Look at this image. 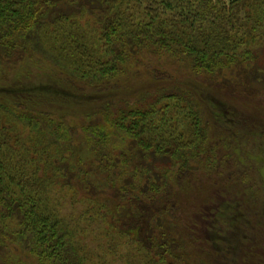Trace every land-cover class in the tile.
Here are the masks:
<instances>
[{"label":"trees","instance_id":"trees-1","mask_svg":"<svg viewBox=\"0 0 264 264\" xmlns=\"http://www.w3.org/2000/svg\"><path fill=\"white\" fill-rule=\"evenodd\" d=\"M85 17L89 31L78 22ZM33 54L70 76L51 75V84L33 90L11 87V74ZM144 54L186 64L225 133L210 138L198 94L165 87L160 69L143 73L150 86L134 102L114 99L134 88L119 81L141 83L142 73L130 71ZM262 91L264 0H0V264H28L12 247L32 264H110L91 250L107 243L116 255L133 250L142 258L131 264H193L186 253L208 241L187 234L186 245L172 236L175 190L192 182L195 164L232 181L253 164L256 146L264 166V130L226 108H248ZM69 106L86 107L78 143L60 111ZM152 161L160 174L151 175ZM69 190L71 212L63 214ZM222 199L212 213L224 232L213 228L207 240L224 241L228 258L256 257L251 250H264V239L240 221V204ZM260 208L252 213L264 214V202ZM235 230L244 240L232 249ZM95 232L110 238L97 243Z\"/></svg>","mask_w":264,"mask_h":264},{"label":"rangeland","instance_id":"rangeland-1","mask_svg":"<svg viewBox=\"0 0 264 264\" xmlns=\"http://www.w3.org/2000/svg\"><path fill=\"white\" fill-rule=\"evenodd\" d=\"M79 24L83 30H88L92 27L91 20L88 17L80 18ZM146 55V54H144ZM150 59V61H146ZM141 62H139L136 67L133 69L132 72H139L142 73L143 77L140 79V84H133L131 80L127 79L121 80L118 82V84L123 85V87L128 85L134 86L131 90H125L121 92L120 90L113 92L112 95L114 99L119 98H125L132 102H134L139 96H140V90L144 88H149L150 82L147 81V74L146 70H156L160 69L163 70V72H167L169 80L167 83H165V87L169 84H176L177 86L182 87L183 89H188L195 91L196 94H198V103L199 110L201 111L202 116V123L204 125V122L206 119H210V126L211 131L208 132V135L210 138L213 139V137L217 138L223 135L224 128L221 127L220 121L218 120L216 122V119H213V113L214 112L211 109V113L209 112V102L211 101V96L208 95H201L199 93V88L196 85H199L194 80V75L190 73V71L187 69L185 65L180 66L175 62H170L171 60L161 59L159 60L156 57H152L150 55H146L144 58L140 59ZM25 69L22 70L21 67L18 69V75L11 74V78L14 77L17 79L16 83H14L11 87L18 85H24L28 84V88L25 90H33L41 85H47L51 84V80L49 77L56 76L59 77V75H63V77L70 76L67 71L61 70L59 67L54 66L53 63L47 61L43 57L39 55H30L28 57L27 62H25L22 65ZM15 75V76H14ZM232 75H229L228 78H231ZM10 78V79H11ZM75 82L77 86H82V83L75 77ZM18 85L17 87H19ZM131 86V87H132ZM196 86V88H195ZM139 94V95H138ZM104 98H106L104 96ZM256 99V97H254ZM261 98V100H259ZM256 103H244V105L248 108L242 107L240 105H234L239 108H233L228 107L230 113L235 112V116L239 118H242V121H245L244 123L255 124V128L257 129V132L261 129L264 130V108H261L264 106V92L257 97ZM262 103V105L260 104ZM260 106V107H258ZM53 108L58 109L59 105L57 103L53 106ZM77 108V109H76ZM60 107V111L62 114H66V121L71 127H75L77 129V132L74 134V138L77 140V143L79 140L77 139L78 136L84 135L81 131L82 127L84 126V111L86 110V107ZM245 111H243L242 109ZM248 112V121L244 120V115ZM71 113V114H70ZM233 114V113H232ZM231 116V115H230ZM213 119V121L211 120ZM206 124V123H205ZM208 125V124H207ZM240 125V124H239ZM225 133V131H224ZM259 133V132H258ZM256 133V134H258ZM76 143V142H75ZM254 149V147H253ZM257 146L254 149V154L249 153L248 157L255 159V161H251L252 165H249L245 172L240 171L243 173L242 177L240 176V172L233 178L232 181H228L225 179V173H220L221 177H217V171L213 169V171L209 172L208 170L204 169L203 166H199V164H195L197 167H200V169L193 172L192 182L186 183L184 186L179 187L175 190V202L176 207H174L173 212L171 213L172 218L168 217L169 222L172 224L169 228L172 233V236L182 241V239L185 241V244L187 245L186 238L184 237L187 234H193L197 238L200 239H206V243H199V248L191 247V251L186 253L187 258L190 259V262L193 264L198 263L200 259L204 261V264H264V250L259 248H253L251 250L250 255H256V257L252 258L255 261H252V259L244 258L243 256H240V258H235L237 256V252L233 251L234 258H228L225 251V242L217 240L216 242H212L207 240L208 234L213 236L215 230H219V232H224V226L221 222H223V219H220V223L215 220L213 215L215 213H212L215 209L214 207L218 205L220 201H222V196L225 197V200H232L231 203L233 204H240L242 209L239 208L240 214H242V218H240V221H246L249 222L250 225H248V230L253 231L257 233V236L259 238V241L264 239V219L263 215H254L252 212L256 211L258 208L261 209V205L264 202V179H263V161L262 159L256 158V155L258 154ZM256 152V153H255ZM263 153V151H262ZM254 156V157H253ZM262 161V162H261ZM204 165V164H202ZM148 167L153 168L154 174H160L161 168L157 162H150L147 164ZM146 166V167H147ZM147 167V168H148ZM202 167V168H201ZM256 168V169H255ZM262 169V170H260ZM255 172H254V171ZM261 176H260V174ZM125 182V181H124ZM126 183V182H125ZM73 191L69 190L65 192V197L62 202V208L61 211L63 214H68L71 212L69 207V197L72 195ZM58 195H62V192L58 193ZM81 198V197H79ZM78 197L76 199H79ZM75 199V198H74ZM213 206V207H212ZM210 207H212L210 209ZM242 210H246L247 212L252 213L253 215L249 216L242 212ZM262 212V209L260 210ZM203 214V215H202ZM217 214V213H216ZM219 214V213H218ZM202 215V216H201ZM74 219L78 217V214L73 215ZM203 216L205 220H203ZM217 216V215H215ZM260 216H263L260 218ZM214 218L211 220V218ZM238 221V220H237ZM239 221V223H240ZM168 222V225H169ZM213 224H216V227H213ZM254 226V227H253ZM223 227V228H222ZM213 228L215 230H213ZM254 228V229H253ZM168 229V227H167ZM253 229V230H252ZM241 232L234 231L233 234L228 236V247L232 249H236L238 245V241H243L242 239L243 235L240 234ZM96 236L95 239L97 243H105L106 237H109L107 234L103 232V234H97L95 232ZM247 234V230L245 232ZM253 235V234H252ZM110 238V237H109ZM113 238V237H112ZM111 238V239H112ZM254 239V238H252ZM104 240V242H102ZM246 240V239H245ZM249 240V239H248ZM219 241V242H218ZM258 241V240H257ZM264 246V241L260 242ZM95 244V243H94ZM244 250H247L249 247L245 248V245H243ZM97 248V250H95ZM93 253L102 259L103 261L110 263V264H131L134 262H142V258L139 257L138 254H135L133 250H131V253H123V254H117L115 253V249H112L109 244L107 243V247L103 246L96 247L92 244ZM13 253L21 257L23 260H25L28 264H32L34 260L29 257H27L26 254L21 253L18 249L15 247H12ZM90 251V250H89ZM244 252H241V255ZM110 258H108V257ZM143 261L149 263L150 260L143 257Z\"/></svg>","mask_w":264,"mask_h":264}]
</instances>
